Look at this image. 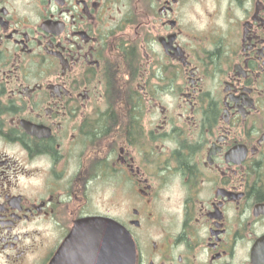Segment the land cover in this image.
<instances>
[{"label": "flooded vegetation", "instance_id": "1", "mask_svg": "<svg viewBox=\"0 0 264 264\" xmlns=\"http://www.w3.org/2000/svg\"><path fill=\"white\" fill-rule=\"evenodd\" d=\"M94 216L264 264V0H0V264H92Z\"/></svg>", "mask_w": 264, "mask_h": 264}, {"label": "water", "instance_id": "2", "mask_svg": "<svg viewBox=\"0 0 264 264\" xmlns=\"http://www.w3.org/2000/svg\"><path fill=\"white\" fill-rule=\"evenodd\" d=\"M87 245L91 246L92 264H135V245L129 233L108 218H88L84 225ZM76 229L71 240L77 241Z\"/></svg>", "mask_w": 264, "mask_h": 264}, {"label": "rangeland", "instance_id": "3", "mask_svg": "<svg viewBox=\"0 0 264 264\" xmlns=\"http://www.w3.org/2000/svg\"><path fill=\"white\" fill-rule=\"evenodd\" d=\"M105 198V201H104ZM112 198L111 194H108L104 197L103 192L99 188L93 189L91 192L90 200V209L91 211H96V212H107L112 213L114 215H117L118 209L116 210V206H114L111 202L110 199ZM108 213V214H109Z\"/></svg>", "mask_w": 264, "mask_h": 264}]
</instances>
